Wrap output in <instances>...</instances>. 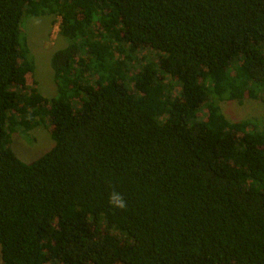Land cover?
Returning <instances> with one entry per match:
<instances>
[{"label":"trees","instance_id":"trees-1","mask_svg":"<svg viewBox=\"0 0 264 264\" xmlns=\"http://www.w3.org/2000/svg\"><path fill=\"white\" fill-rule=\"evenodd\" d=\"M45 15L68 40L51 99L21 32ZM246 99L264 0H0L1 264H264V119L219 106ZM46 123L24 163L11 134Z\"/></svg>","mask_w":264,"mask_h":264},{"label":"rangeland","instance_id":"rangeland-1","mask_svg":"<svg viewBox=\"0 0 264 264\" xmlns=\"http://www.w3.org/2000/svg\"><path fill=\"white\" fill-rule=\"evenodd\" d=\"M59 23V17L47 15L23 17L21 22L22 36L26 39L29 57L34 64V88L47 99L56 96L51 58L57 50L68 44L66 37L59 35ZM152 57L153 55L150 54L148 58ZM219 106L221 113L231 122L264 119V103L257 100L246 99L241 103L222 101ZM10 140L12 151L24 163L33 162L54 145L47 123L25 134L15 132L11 134Z\"/></svg>","mask_w":264,"mask_h":264},{"label":"clouds","instance_id":"clouds-1","mask_svg":"<svg viewBox=\"0 0 264 264\" xmlns=\"http://www.w3.org/2000/svg\"><path fill=\"white\" fill-rule=\"evenodd\" d=\"M108 203L110 207L116 209H125L127 207V203L124 198V195L117 190H113L109 193Z\"/></svg>","mask_w":264,"mask_h":264}]
</instances>
